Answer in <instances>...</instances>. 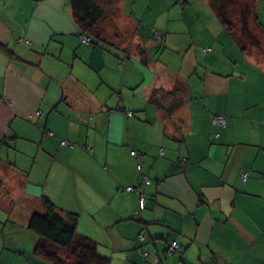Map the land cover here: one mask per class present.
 I'll return each instance as SVG.
<instances>
[{"label": "crops", "instance_id": "0c3cea01", "mask_svg": "<svg viewBox=\"0 0 264 264\" xmlns=\"http://www.w3.org/2000/svg\"><path fill=\"white\" fill-rule=\"evenodd\" d=\"M95 1L123 29L85 44L67 0H0V264H48L42 198L109 264H264V0L235 36L209 0Z\"/></svg>", "mask_w": 264, "mask_h": 264}, {"label": "trees", "instance_id": "16d2710c", "mask_svg": "<svg viewBox=\"0 0 264 264\" xmlns=\"http://www.w3.org/2000/svg\"><path fill=\"white\" fill-rule=\"evenodd\" d=\"M67 1L72 12V19L80 34L88 38L89 43L97 44V42L101 41L99 23L104 18L102 7L95 0ZM227 1L229 0H223L221 3L225 4ZM252 1L254 2V0ZM208 5L214 12H217L218 20L222 26L231 35L235 36L236 32L233 30L235 24L226 19V11H223V5L219 4L218 6L216 1L211 0L208 1ZM245 18L242 17L240 20L245 21ZM130 115L127 114V116ZM215 116L221 115H211L210 126L224 128L226 123L223 116L224 127L212 125V118ZM46 133L51 132H45L44 135ZM51 137H53V134ZM66 143V147H73L72 144ZM85 150L88 149L86 148ZM132 153L134 154L132 156H135V153ZM159 154H162V150L159 151ZM125 188L123 189L124 192H126ZM133 188L136 189V192L131 193L139 194L138 188ZM41 204L43 213H32L27 224L28 230L38 237V243L33 250V255L36 258L48 264H109L108 259L99 255L96 244L92 240L76 233L77 216L75 214L66 213L64 217L61 216L57 208L45 198H42Z\"/></svg>", "mask_w": 264, "mask_h": 264}, {"label": "rangeland", "instance_id": "374dc122", "mask_svg": "<svg viewBox=\"0 0 264 264\" xmlns=\"http://www.w3.org/2000/svg\"><path fill=\"white\" fill-rule=\"evenodd\" d=\"M211 1H216L218 6H219V4H222L224 12L227 10L232 11V12L238 11L234 15H231L230 13L228 15H226V19L235 24L234 30H237V29H235V26H236V28H238L239 25L240 26L242 25V20H240V21L238 20L240 18L239 17L240 14L244 13V15L246 17H250L251 13L255 10L254 2L252 0H229L225 4L221 3L223 0H211ZM105 14L106 15L104 16L103 20L99 23V29L101 32L100 35L102 36V38L111 37V39H114L113 34H115V32H118V34H119L121 32V30L123 29V25H122V23L121 24L115 23L116 20H115V18L112 17L113 16L112 9H109L108 11L106 10ZM243 22L245 23L246 21H243ZM119 38L121 39L120 40L121 42L123 41L125 43L128 41L127 36H125V35H120ZM128 38H129V36H128ZM101 44L106 45V42H101ZM15 189L17 190V187ZM18 198L19 197L17 195L11 196L12 202L16 201V203H17ZM17 204H19V203H17ZM18 229H21V228H18ZM25 232L27 234H32L31 232H29L27 230ZM36 238H38V237H36Z\"/></svg>", "mask_w": 264, "mask_h": 264}, {"label": "built area", "instance_id": "2783aa9c", "mask_svg": "<svg viewBox=\"0 0 264 264\" xmlns=\"http://www.w3.org/2000/svg\"><path fill=\"white\" fill-rule=\"evenodd\" d=\"M154 37H155L156 39H159V38H160V35L157 34V33H154ZM82 42L85 43V44H88V43H89V39L86 38V37H82ZM207 51H208V49H205V50H204V52H207ZM40 114H41V113H40L39 111L35 112V116H36V117L40 116ZM128 115H129V114H128ZM212 125L219 126V127H224V119H223V117H222V116H215V117H213V118H212ZM46 135H47L48 137H51V136H52V133H46ZM61 145H62V146H67V143L64 142V141H61ZM131 155H134V154L131 153ZM242 178L245 179V175H243ZM125 191H126L127 193H131V192H136V189L133 188V187H126V188H125ZM140 197H141V196H140ZM142 199H143V198L141 197V200H142ZM139 239H140V240L143 239L142 235L139 236ZM177 249H178V245H177V243H176V242H171V243L168 245L167 249H166V254L170 255V254H172L173 252H175ZM146 255H147V254L144 253V256H146ZM152 264H157V260H153V261H152Z\"/></svg>", "mask_w": 264, "mask_h": 264}]
</instances>
